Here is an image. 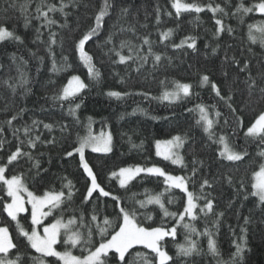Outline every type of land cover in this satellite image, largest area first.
I'll use <instances>...</instances> for the list:
<instances>
[{"label":"trees","instance_id":"obj_1","mask_svg":"<svg viewBox=\"0 0 264 264\" xmlns=\"http://www.w3.org/2000/svg\"><path fill=\"white\" fill-rule=\"evenodd\" d=\"M9 2L22 5L25 0H0V24H4L15 35L22 37L23 43L12 39L0 42V62L5 65L4 70L0 71V126L3 125L6 118H10L11 114L8 117L4 115L8 110L4 107L3 101L14 99L16 108L27 107L28 109L23 116V121L13 122L15 126L20 127L22 123L30 125L32 119L54 125L51 134L42 126L37 129V132L42 133L41 139L50 138V135L59 137V128L55 122L61 120L68 123L71 128L72 135L69 137V141H76L77 135L83 137L92 122L94 123L93 130L97 134L107 129L110 130L113 138V151L111 153H93L91 150H87L85 152L86 159L93 167L94 172L97 173L98 183L106 191L124 198V203L128 207L137 210V222L141 226H160L163 223L166 228L176 227L175 238L169 236L163 242L170 255L175 256L176 245L185 244L187 236L197 241L198 247L204 253L195 258L197 264H216L217 258L208 251L209 237L199 234L204 231L207 221V227L213 233L211 238L216 242L220 258L225 261L229 260L230 254L236 250L235 245L244 243V236L240 231L243 226L247 228V244L243 264H264V212L259 207H255L258 198L250 195L247 200H243L242 196L237 199L235 189L228 185L222 176L217 177L220 183L212 192V195L216 197L213 213L205 216L197 209V219L192 220L186 216L184 221H179L178 217H164L159 205L148 204L141 208L136 203L147 200L149 196L163 193L161 199L168 211L182 213L183 206L186 205V194L179 189L170 188L165 183L164 177L143 173L135 177L125 188H121L118 179L111 176L112 171L117 172L120 167L127 166H157L172 175L188 176L193 167L194 158L205 162V167L201 168V172L215 175L219 170L221 174L226 173L232 166V162L223 161L221 163L217 160L219 152L222 151L219 137L224 136L233 150L238 151L244 148L249 154L239 171L233 169L228 174L237 181L243 178L249 191L253 190L251 189L252 173L258 171L261 158L257 156V153L264 150V144L258 138H246L245 132L250 122L254 121L264 106L251 102L245 107L243 101H247V95L242 97L239 92H235L233 98L237 103L234 107L237 108L239 115L243 118V126L238 127L235 118L224 103L215 97L210 86L203 85L200 81L203 75H208L210 80L217 84L223 83L224 78L221 75V69L225 52L229 56L235 55L237 59L249 60L254 76L259 69L264 68V46H261L259 39L253 43L248 38V25L264 21V14L259 12L237 13L236 15H224L219 12L213 14L207 8L210 0H181V3H196L204 6L205 10L199 13L182 10L179 15L176 14L175 8L172 6L174 0H108L111 7L108 10V15L104 17L102 30L98 36L93 37V40L85 45V51L93 57L94 68L101 73L100 79L97 81L91 78L87 72V66L79 59L78 50H73V40L81 32L87 30L89 25L94 26L93 17L98 14L104 0H79L77 8L65 9L69 13L66 27L61 29L57 25L52 28V31L57 33V43L52 46L58 69L56 72L52 71V59L47 52L49 40L47 27L40 29L42 35L37 40L36 29L42 21L33 19L31 25L25 28V13L21 12L19 7H9ZM28 2L31 5L28 14L35 15V6L39 0H28ZM48 2L59 6L60 0H48ZM64 2L67 3L68 0H64ZM211 2L213 5L225 6V0H211ZM258 2L259 0H243L245 6H251ZM239 3L240 0H231L232 7L226 8V11L234 12L235 6ZM157 5L161 9V23L159 25L156 23L157 13L155 9ZM122 7L129 8L126 15H121ZM5 8H8L7 14L4 12ZM169 12L172 13L171 16L167 15ZM49 15L58 20L60 24L65 23L59 12L49 13ZM240 16H243V23L240 22ZM215 19H221L225 29L231 26L234 31L229 34L225 30L217 37L215 33L218 26L215 24ZM168 29H172L173 34L165 40L159 33ZM110 33L113 35L117 48L121 40H128L134 45H140L141 39L148 35L152 41V51L172 57V63L168 64L167 61H163L159 70L152 72L153 58L150 57L148 65L140 73L135 71L136 65L132 62L127 64L113 63L112 61L117 60L118 57L114 54H108L112 45H105L104 43ZM185 37L196 38L197 50L193 51L186 45L181 49L171 47L173 43L179 44L180 40ZM34 40L35 43H33ZM61 43H63V49H61ZM217 45L219 47L214 55L212 48ZM147 47L144 45L145 50ZM62 51L63 55L68 57L67 65L70 67H67L63 61ZM33 52L36 53L35 56L31 54ZM11 53H15L18 58L22 57L24 61H27V64L22 65V68L27 73L29 80L25 88L31 90L27 95H24L25 88L17 87L14 98L11 89L3 83L9 76L17 77L16 64L10 59L9 54ZM123 54H127V49H124ZM39 57L44 58L43 62L40 61ZM16 63H21V61L17 59ZM225 70L229 72L230 78L236 71L234 66H228ZM114 73H119V76ZM71 75L80 76L89 85L88 89L80 94L83 97V102L76 113L79 117V123L75 125H73L75 118L67 115L69 101H53L51 98L55 94H62V86L66 84ZM121 77L124 78V83L120 82ZM242 79L243 74L240 75V80ZM52 80L55 81V84L49 82ZM176 83L191 84L192 94L187 97L183 96L176 101L152 98L162 97L165 91H174ZM239 87L242 88L243 85L240 84ZM108 91L147 92L150 95L145 97L132 94L117 99L106 95ZM196 93L199 95L197 96ZM76 102H80L79 98L76 99ZM61 104H63V108H61ZM197 104L205 105L210 118L213 120L217 119L215 117L217 110L221 113L219 122L214 123L210 130L213 139L217 141L215 143L209 139V134L204 131L203 122L197 123L199 120V112L195 110ZM212 105H215V108ZM139 109H143V111ZM188 109H193V111H188ZM241 109L243 110L241 111ZM152 117H159L160 119L154 120ZM225 118H227V124H225ZM5 131L7 138L11 140L10 131L8 129ZM176 135L185 138L181 153L187 168L173 164L170 160H165L156 154L157 141L171 139ZM20 137L25 139L22 130ZM129 138H131V142H129ZM14 144L15 141H13ZM133 144L138 146L142 144V146L133 148ZM65 148H68L67 143L64 144L63 148L60 146L52 148L47 145L41 148L38 145L37 149H32L33 155L40 160L42 169H48V172L44 173L43 176H37L35 169L28 171L29 164L17 167L14 172L10 167L9 173L5 175L8 178H10V173L21 175L27 187L37 195H44L46 192L59 193L63 191L65 193L62 198L63 202L52 211L50 216L45 218L43 224L55 222L54 218H60L64 223H67L69 219H75L76 223L71 226L72 229L83 232L84 229L79 227L82 223L81 214L84 217L83 223H88L93 214V209H95V214L101 224L104 217L114 222L108 228L109 236L114 234L113 229L120 221L116 219L112 197H99L97 200V192L93 193L92 199L87 202L83 201L86 196V173L77 167L78 156H63L62 158ZM12 150L14 151L15 148L13 147ZM40 151H43L45 155L40 156ZM2 155L3 153H0V156ZM49 155L52 158L51 165L47 162ZM207 165L211 167L208 168ZM60 177L67 179L61 180ZM68 181L74 185L71 201L67 199V188L62 187ZM196 184L197 186L193 188L190 182L189 190L198 193V179ZM132 193L137 195L134 200H128V197H132ZM10 200L11 197L7 195V186L0 182V226L8 228L14 243L20 242V252L23 255L22 264H39V260L36 258H43L47 264H62L55 257H42L41 253H37L35 249L26 245L17 225L19 224L24 230L31 232L34 228V225L31 224V213L30 211L22 213L16 220H12L3 208V205L9 203ZM231 200H235V203L229 208L227 205ZM197 203L202 207L204 202L201 200ZM241 203H243V207L240 206ZM218 211H223L225 215L217 229L211 221ZM244 217L250 218L248 225H244ZM183 223L193 224L197 232L189 234L183 228ZM229 225L232 226L234 234L229 230ZM63 238L64 229L61 231V240ZM100 239L99 233L93 229L92 243L95 244ZM84 247L83 240L81 244L75 247L70 245L62 247L60 243L56 245L58 251L69 250L76 256L87 255L86 251L83 253L81 251ZM12 251L14 252L15 249ZM135 253H141L142 256L134 258ZM153 255L151 250L146 249L143 245H135L126 253L125 259L133 261V264H145L143 256L152 260ZM108 264H116L114 250L109 253ZM181 264H183L182 261Z\"/></svg>","mask_w":264,"mask_h":264},{"label":"snow or ice","instance_id":"obj_2","mask_svg":"<svg viewBox=\"0 0 264 264\" xmlns=\"http://www.w3.org/2000/svg\"><path fill=\"white\" fill-rule=\"evenodd\" d=\"M79 6V0H68L67 3L64 0H60L59 6L54 3H49L48 0H39V3L35 6V15L28 14V9L31 7L28 0H25V3L22 5H17L16 3L9 2V7L17 8L19 7L21 12L25 13L24 27L28 28L31 25L33 19L37 21H42L39 27L36 29V39L39 40L42 35L40 29L47 27L48 29V45L47 52L52 59V71H58L55 61V53L52 51V46L57 43L56 36L57 33L52 31L54 26H59L61 29L66 27V21L69 13L65 11L67 8H77ZM87 7V5H85ZM175 8L176 14L184 11H195L196 13L202 12L205 10L204 6L198 5L196 3H181V0H174L172 5ZM111 7L108 0H104V3L98 14H95L93 17L94 26L89 25L87 30L80 33L78 37L73 40V50H78L79 59L83 61L84 65L87 66V72L90 74L91 78L99 81L101 73L99 70L94 68L92 63L93 57L85 51V45L89 41L93 40V37L98 36L100 31L103 28L104 17L108 15V10ZM232 7L231 0H225V6L221 7L219 4L213 5L210 2L207 4L208 10L213 14L219 12L224 15H236L237 13H253L259 12L264 14V0H259L258 3H253L251 6H245L243 0H240V3L235 6V11L229 13L226 11ZM121 15H126L129 12L128 7L121 8ZM156 23L159 25L161 23L160 15L161 9L157 5L155 9ZM5 14L8 12V8L4 9ZM59 12L64 19L65 23L60 24L58 20L50 17L49 13ZM168 16H171L172 13H167ZM147 18V16H146ZM240 22L243 23V16H240ZM215 24L218 26L215 35L218 37L220 33L227 30L231 34L234 30L231 26H228L225 29V25L221 19H215ZM147 27V25H144ZM259 33V36L253 33V29ZM121 31L123 29L121 28ZM165 40L172 36L173 30L168 29L165 32L159 33ZM248 38L251 42L255 43L257 39L261 46H264V21L258 22V24H249L248 25ZM6 39H12L23 43L22 37L15 35L13 31H10L7 26L0 24V42L5 41ZM36 41L34 40L33 43ZM105 45H112L109 48L110 55L114 54L118 57L117 60L112 61L117 64H127L132 62L136 65L135 71L140 73L148 63L150 57H152V72L158 71L160 65L163 61H167L168 64L172 63V57L167 56L166 54L154 53L152 51V41L149 39V36L146 35L141 39L140 45H134L131 41L121 40L119 42L118 48L116 43L113 40V35L110 33L105 40ZM144 45H147V50L144 49ZM187 46L193 51L197 50V40L195 37H185L181 39L179 44L173 43L171 47L181 49L184 46ZM98 47L100 45H97ZM207 47V45H206ZM219 45L212 48V53L215 55L218 50ZM229 47H231L229 45ZM61 49H63V43H61ZM119 49V50H118ZM124 49H127V54H123ZM33 56L36 53H31ZM10 59L16 64L17 77L9 76L7 80H4L3 83L7 85L12 92L13 98L16 93L17 87L25 88L29 83L27 79V73L23 70L22 65H26L27 61H24L22 57H17L15 53H11ZM62 59L65 62L67 67L68 57L63 55L61 52ZM17 59L21 63H16ZM40 61L43 62V57H39ZM228 66H234L236 71L231 75L228 71L225 70ZM5 65L0 62V71L4 70ZM116 76H119V73H114ZM243 74V79L240 80V75ZM221 75L223 76V83L217 84L215 81L210 80L208 75H203L200 83L203 85H209L211 91L215 94L220 101H222L225 107L229 110L232 116L235 118L238 127L243 126V118L239 115L237 108L234 105L237 103L234 100V93L239 92L243 97L247 95V101H243L245 107L249 103L254 102L259 105L264 106V68H261L257 71V74L253 75V68L251 62L247 59H237L235 55L229 56L227 52L224 55L223 67L221 69ZM147 79V77H145ZM52 84H55V81H49ZM120 82L124 83V78H120ZM242 84L243 87H239ZM235 86V87H234ZM89 85L86 84L80 76L71 75L67 79L66 84L62 86V94H55L51 98L53 101H69V106L67 109V115L74 117L73 125L79 123V117L76 115L77 110L80 109L83 102V97L80 95L85 89H88ZM192 85L188 83H176L175 90L172 92L165 91L162 97H152L153 99H163V100H172L176 101L181 99V94L184 97L190 96ZM31 90L25 88L24 95H27ZM138 94L145 97H148L150 94L147 92H120V91H108L106 95L110 97H116L117 99L132 95ZM198 96L199 93H196ZM79 98L80 102L77 103L76 99ZM4 107L8 110L4 113L6 118L3 125L0 126V153H3L0 156V182H3V185L7 186V195L12 197V203H7L3 205L4 210L8 213V216L12 220H16L17 214L27 211L25 208V201L20 195L22 191H27L24 187L21 179V175L11 174L8 178L5 174L9 173L10 167L12 172L15 171L17 167L23 166L24 164H29L28 171L32 169L36 170L37 176H43L44 173L48 172V169H42L40 160L33 155L32 149H37L39 145L43 148L45 145L55 148L60 146L63 148L64 144L67 143L68 148L64 149L62 154L67 157H76L77 167L83 170V173H86V196L83 198L84 202H87L89 199L93 198V193L98 192L99 197H112L113 208L116 210V219L120 221L116 228L113 229L114 234L108 233V228L114 223L110 221L107 217L103 218L102 224L99 222L98 216L95 214V209H93V214L90 217L88 223H83V214H81L80 228H83L84 231L73 230L72 225L76 223L75 219H69L67 223H64L60 218H54L55 222L43 226V235L40 234L35 228L31 232L23 229L19 224L17 225L20 235L24 238L26 245L30 246L32 249H35L37 253H41L42 257H55L62 264H108L109 253L114 250L116 255V264H133V261L125 259L126 253L135 245H143L146 249H150L153 253L152 260H148L146 256H143L145 264H197L196 257L204 254L202 249L198 247V242L192 240L186 236L185 244L176 245L177 252L175 256L170 255L166 250V246L163 244L166 237L175 238L177 234L176 227L166 228L163 223L160 226H141L137 222V210L135 208H130L124 203V198L119 195H113L110 191H106L104 187L98 183L97 173L94 172L93 167L90 165L88 159H86L85 151L86 149H91L93 153H111L113 151V138L111 133L105 135L103 132L99 136H93L89 133L86 137H80L77 135L76 141H69V137L72 135L71 128L68 123H65L63 120L56 121V125L59 128V137L55 135H50V138L41 139L42 133L37 132V129L42 126L43 129L47 130L49 134L53 132L54 125L52 123H44L43 121L32 119L31 124L22 123L20 127H17L13 124L14 121L20 122L23 121L24 114L28 111L27 107L16 108L14 99L3 101ZM215 108V105H212ZM15 108V111L13 109ZM63 108V104H61ZM143 111V109H139ZM199 112V120L197 123L203 122L204 131L209 134V139L213 142H217L213 139V134L210 132L214 123L219 122L221 113L217 110L215 112L216 120L210 118V114L203 104H197L196 109ZM243 109H241L242 111ZM135 111V110H134ZM188 111H193V109H188ZM155 119H160L159 117H152ZM90 119V118H89ZM166 119V117H165ZM227 118H225V124H227ZM6 129L10 131L12 139L7 138ZM21 130L25 139H21L20 133ZM35 133V134H34ZM245 136L258 138L262 144H264V108L257 114L253 122H250V125L247 127ZM13 141L15 144L13 145ZM131 142V138H129ZM185 143V138H182L180 135L174 136L171 140L166 141H157V155H163L165 160H171L173 164H179L187 168V165L183 162V157L178 153H173L170 151V148L174 146L177 150L181 149ZM219 143L224 144V150L219 152L217 157L218 162H232V166L228 169V172H231L233 169L236 171L240 170V166L244 164L245 158L249 155L247 150L241 148L238 151L232 150L226 143V137L220 136ZM78 144V146H77ZM161 145L166 146V150L161 152ZM142 146V144L140 145ZM133 144L132 147H140ZM13 147L15 150L13 151ZM27 148V150H25ZM70 149V150H69ZM40 156H44L43 151L39 152ZM257 156L261 158L258 164V171H253L252 173V183L251 189L249 191L248 186L245 184L243 178L239 181L235 180L232 175H229L228 172L221 174L219 170L215 175L211 173L201 172V168L205 167V162L203 160L193 159V167L190 170V175H172L166 173L162 168L157 166L152 167H140V166H129V167H120L119 171H112L111 176L115 177L119 181V186L125 188L127 183L134 179L137 175L143 172L149 174H154L160 177H164L165 183L169 185L170 188H175L181 190L182 193L186 194V205L183 206L182 213H171L165 207L162 202L161 197L163 193H160L156 196H149L147 200L137 201L141 208L145 207L148 204L159 205L160 209L163 212L164 217H178L179 221H184L185 217H190L192 220L197 219V209L200 213H203L207 216L209 213H213L214 204L216 197L212 195V192L215 190L216 186L220 183V180L217 179L218 176H222L223 180L230 186L235 189L236 198L239 199L242 196L243 200H247L249 196L257 197L258 200L255 204V207H259L262 212H264V150H261L257 153ZM51 156H48V163L51 165ZM199 165V167H197ZM210 168V165H207ZM61 180H66V177H60ZM199 181V192L195 193L194 191L189 190V183H192L193 188L197 186L196 181ZM62 187L67 188V199L71 201L73 195L74 185L71 181H68L66 184H63ZM207 189V191H205ZM167 190V189H166ZM147 191V190H146ZM136 193H132V197H128V200H134ZM65 196L63 191L58 194L46 193L43 196H35L32 192H28V203L31 204V224L32 225H41L42 219L47 218L52 214V211L60 206L63 202L62 198ZM203 201V206H199L197 201ZM171 202V201H170ZM235 203V200L228 202V207L230 208L232 204ZM243 207V203L240 205ZM47 207L48 211H44V208ZM225 213L223 211H218L215 213V218L211 221L212 225L217 229L220 226L221 220L224 217ZM150 218V217H149ZM207 221L202 233L200 235H206L209 237L208 241V251L211 253L216 260V264H243L244 252L246 250V235L247 228L241 227L240 231L244 236L243 244L235 245V252L230 254L229 260L225 261L220 258V253L217 249L216 242L211 237L213 233L207 227ZM244 225L250 223L249 217L243 218ZM229 230L233 232L232 226L229 225ZM183 228L187 230L189 234L197 232V229L191 223H183ZM61 229H64V238L61 240ZM93 229H95L101 239L95 244L92 243ZM118 229V230H116ZM84 241L85 247L81 249L82 253L87 252V255L76 256L73 255L71 251H57L56 245L58 243L63 247L64 245H70L75 247L76 245L81 244V241ZM20 242H13V238L9 233L7 227H0V264H22L23 255L20 252ZM15 249L13 252L12 250ZM141 253H135V257H141ZM39 260V264H47L43 258H36Z\"/></svg>","mask_w":264,"mask_h":264},{"label":"rangeland","instance_id":"obj_3","mask_svg":"<svg viewBox=\"0 0 264 264\" xmlns=\"http://www.w3.org/2000/svg\"><path fill=\"white\" fill-rule=\"evenodd\" d=\"M253 33L255 34V35H259V33L256 31V29L254 28L253 29ZM172 92V91H171ZM181 97H183V94H181ZM93 126H94V123L92 122L91 123V126H89L88 127V129H87V131H86V133H85V135L83 136V137H86V136H88L89 135V133H91V135H93V136H99L101 133H95L94 132V130H93ZM105 135H107L108 133H111L110 132V130H105V131H102ZM112 135V134H111ZM172 139V138H171ZM171 139H167V140H171ZM160 141H166V140H160ZM226 143H227V145L231 148V146H230V144L228 143V141H227V139H226ZM221 147H222V151L224 150V147H225V145L224 144H221ZM157 149V148H156ZM232 149V148H231ZM87 150H91L90 148L89 149H86V151ZM161 152H164L165 150H166V146H164V145H161ZM181 150H182V148L181 149H179V150H177L174 146H172L171 148H170V151L171 152H173V153H178L181 157H183L182 156V153H181ZM233 150V149H232ZM85 151V152H86ZM235 151V150H234ZM160 157H162V158H164L163 157V155H159ZM171 161V160H170ZM179 165V164H178ZM127 167H129V166H127ZM132 167H135V166H132ZM140 167H142V166H140ZM119 171V170H118ZM117 171V172H118ZM143 173H146V174H149V173H147V172H143ZM143 173H140V174H143ZM139 174V175H140ZM138 176V175H137ZM136 176V177H137ZM22 179V178H21ZM133 180V179H132ZM131 180V181H132ZM131 181H129L128 183H127V185L131 182ZM22 183H23V185H24V187L27 189V191L25 192V191H22L21 193H20V195L23 197V199H24V201H25V208L27 209V211H25V212H21V213H18L17 214V217L20 215V214H22V213H26V212H28V211H30V213H31V204L30 203H28V200H29V197H28V192H32L28 187H27V185H26V183L23 181V179H22ZM126 185V186H127ZM33 193V192H32ZM46 193H53V192H46ZM45 193V194H46ZM44 194V195H45ZM53 194H58V193H53ZM33 195H35V196H43V195H37V194H35V193H33ZM9 203H12V197H11V200H10V202ZM44 211H48V208L47 207H45L44 208ZM44 220H45V218H43L42 219V224L41 225H35L34 226V228L37 230V231H39L40 232V234L41 235H43V231H42V229H43V226H47V225H45V224H43V222H44ZM1 227V226H0ZM61 231H62V229H61ZM56 247V246H55ZM58 251V250H57Z\"/></svg>","mask_w":264,"mask_h":264},{"label":"bare ground","instance_id":"obj_4","mask_svg":"<svg viewBox=\"0 0 264 264\" xmlns=\"http://www.w3.org/2000/svg\"><path fill=\"white\" fill-rule=\"evenodd\" d=\"M194 122V121H193Z\"/></svg>","mask_w":264,"mask_h":264}]
</instances>
